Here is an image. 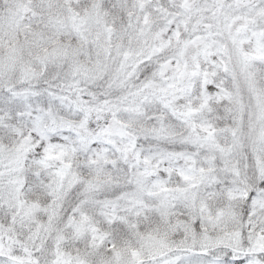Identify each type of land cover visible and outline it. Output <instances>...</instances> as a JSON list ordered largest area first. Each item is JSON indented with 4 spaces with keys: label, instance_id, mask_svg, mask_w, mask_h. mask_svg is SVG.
Listing matches in <instances>:
<instances>
[{
    "label": "snow or ice",
    "instance_id": "snow-or-ice-1",
    "mask_svg": "<svg viewBox=\"0 0 264 264\" xmlns=\"http://www.w3.org/2000/svg\"><path fill=\"white\" fill-rule=\"evenodd\" d=\"M0 264H264V0H0Z\"/></svg>",
    "mask_w": 264,
    "mask_h": 264
}]
</instances>
